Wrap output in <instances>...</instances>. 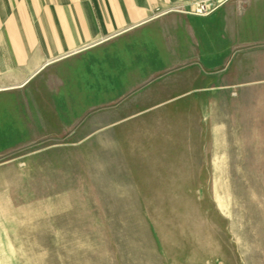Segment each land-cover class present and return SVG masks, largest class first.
<instances>
[{"label":"rangeland","instance_id":"1","mask_svg":"<svg viewBox=\"0 0 264 264\" xmlns=\"http://www.w3.org/2000/svg\"><path fill=\"white\" fill-rule=\"evenodd\" d=\"M220 5L0 89V264H264V3Z\"/></svg>","mask_w":264,"mask_h":264},{"label":"crops","instance_id":"2","mask_svg":"<svg viewBox=\"0 0 264 264\" xmlns=\"http://www.w3.org/2000/svg\"><path fill=\"white\" fill-rule=\"evenodd\" d=\"M199 0H0V89L50 63ZM222 7L264 0H218Z\"/></svg>","mask_w":264,"mask_h":264},{"label":"built area","instance_id":"3","mask_svg":"<svg viewBox=\"0 0 264 264\" xmlns=\"http://www.w3.org/2000/svg\"><path fill=\"white\" fill-rule=\"evenodd\" d=\"M220 4L221 2L218 0H199L193 4L189 11L183 12H189L197 16H205L215 10Z\"/></svg>","mask_w":264,"mask_h":264}]
</instances>
